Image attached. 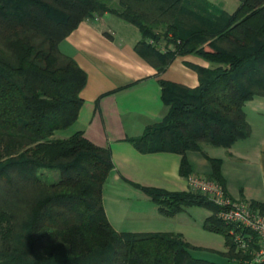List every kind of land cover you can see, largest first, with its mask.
Wrapping results in <instances>:
<instances>
[{
    "label": "trees",
    "instance_id": "1",
    "mask_svg": "<svg viewBox=\"0 0 264 264\" xmlns=\"http://www.w3.org/2000/svg\"><path fill=\"white\" fill-rule=\"evenodd\" d=\"M107 12L139 28L136 48L159 71L187 54L212 64L194 66V88L161 80L167 112L131 139L140 152L181 154L187 177L188 151L230 147L251 133L245 104L264 95V0H240L233 12L209 0H0V264H221L194 257L182 233L116 230L103 202L111 149L82 131L58 134L78 120L87 83L60 43ZM205 157L225 187L222 159ZM137 186L167 216L209 208L205 227L226 238L229 256L248 257L235 252L218 206L205 196Z\"/></svg>",
    "mask_w": 264,
    "mask_h": 264
},
{
    "label": "crops",
    "instance_id": "2",
    "mask_svg": "<svg viewBox=\"0 0 264 264\" xmlns=\"http://www.w3.org/2000/svg\"><path fill=\"white\" fill-rule=\"evenodd\" d=\"M215 4L212 0H210ZM235 11L240 0H227ZM98 18L99 20H96ZM113 13L83 20L61 43V51L72 57L85 71L87 83L81 91L84 103L68 137L82 131L95 144L110 148L115 167L103 187L104 207L118 231L182 233L191 245L206 251L191 250L194 257L233 264L229 247L223 242L204 246L180 227V221L194 208L185 207L172 216L160 212L159 205L140 187L169 191H191L187 177L180 174L182 155L176 152L142 153L131 139L142 136L148 127L160 123L166 112L161 80L194 88L199 76L194 66L212 64L196 56H177L164 70L141 54L136 45L142 39L139 28ZM166 47L161 51L165 52ZM251 133L230 147L202 144V151H188L192 172L213 177V168L205 157L221 158L225 189L233 199L264 205V95L245 104ZM211 211L206 219L211 216Z\"/></svg>",
    "mask_w": 264,
    "mask_h": 264
},
{
    "label": "built area",
    "instance_id": "3",
    "mask_svg": "<svg viewBox=\"0 0 264 264\" xmlns=\"http://www.w3.org/2000/svg\"><path fill=\"white\" fill-rule=\"evenodd\" d=\"M187 180L192 192L218 206L217 217L229 227L235 252L248 256L242 260L235 258L233 264L263 263L264 208L247 200L233 199L223 184L213 177L190 173Z\"/></svg>",
    "mask_w": 264,
    "mask_h": 264
},
{
    "label": "rangeland",
    "instance_id": "4",
    "mask_svg": "<svg viewBox=\"0 0 264 264\" xmlns=\"http://www.w3.org/2000/svg\"><path fill=\"white\" fill-rule=\"evenodd\" d=\"M210 1V0H209ZM216 6H228L227 0H212ZM134 26V25H133ZM135 28H137L135 26ZM162 47L166 46V40L162 39L160 42ZM199 56V55H196ZM201 57V56H199ZM203 58V57H202ZM205 59V58H203ZM206 60V59H205ZM67 130L59 131L58 133L67 132ZM52 178L58 179V173L53 172L51 173ZM194 208L190 211V213L186 216L188 221L181 220L180 227H185L188 229L189 235L193 237L198 243L204 246H215L219 245V243L223 242L224 236L221 233H218L213 230H209L205 227L206 217L209 215L211 210L204 206H193ZM191 250H198V251H206L205 249L200 246L191 245Z\"/></svg>",
    "mask_w": 264,
    "mask_h": 264
}]
</instances>
